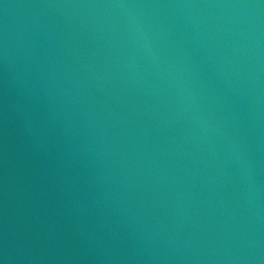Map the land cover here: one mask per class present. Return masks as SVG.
<instances>
[{
    "label": "water",
    "instance_id": "water-1",
    "mask_svg": "<svg viewBox=\"0 0 264 264\" xmlns=\"http://www.w3.org/2000/svg\"><path fill=\"white\" fill-rule=\"evenodd\" d=\"M0 264H264V0H0Z\"/></svg>",
    "mask_w": 264,
    "mask_h": 264
}]
</instances>
